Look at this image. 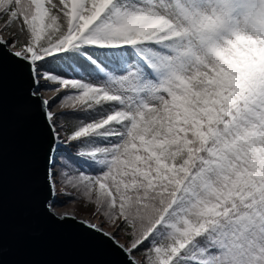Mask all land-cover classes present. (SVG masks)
Here are the masks:
<instances>
[{"label": "snow or ice", "instance_id": "obj_1", "mask_svg": "<svg viewBox=\"0 0 264 264\" xmlns=\"http://www.w3.org/2000/svg\"><path fill=\"white\" fill-rule=\"evenodd\" d=\"M0 18V100L11 64L49 193L102 221L50 216L119 264H264V0H0Z\"/></svg>", "mask_w": 264, "mask_h": 264}, {"label": "water", "instance_id": "obj_2", "mask_svg": "<svg viewBox=\"0 0 264 264\" xmlns=\"http://www.w3.org/2000/svg\"><path fill=\"white\" fill-rule=\"evenodd\" d=\"M22 112L18 74L7 64L0 100V264H119L110 246L45 210L56 195L44 179L43 117L36 105L24 119Z\"/></svg>", "mask_w": 264, "mask_h": 264}, {"label": "rangeland", "instance_id": "obj_3", "mask_svg": "<svg viewBox=\"0 0 264 264\" xmlns=\"http://www.w3.org/2000/svg\"><path fill=\"white\" fill-rule=\"evenodd\" d=\"M4 23V18H0V26H2ZM4 35H7L6 33H4ZM52 95V93L45 91L44 92V96L45 97H50ZM63 190H67V191H72V189L68 188V189H63V186H58L57 189V193L56 194V198H55V203L54 205H56V207L60 210H69L71 212H77L76 215H80L82 214V216L87 217L86 215H89V219L95 221L96 223L100 224L102 221V218L99 215H94L93 214V210L92 209H86L85 206L83 205V203L75 198L76 197V193H73L72 197H68V196H64L62 194H59L61 191ZM84 213V214H83ZM106 231H111L112 229L110 228H106ZM122 243H124V240H121ZM138 258H140L138 256Z\"/></svg>", "mask_w": 264, "mask_h": 264}, {"label": "bare ground", "instance_id": "obj_4", "mask_svg": "<svg viewBox=\"0 0 264 264\" xmlns=\"http://www.w3.org/2000/svg\"><path fill=\"white\" fill-rule=\"evenodd\" d=\"M0 34H4V33H0ZM45 98H47V97H45ZM55 211L58 213V214H62L63 212H66V213H68V214H71V215H75V216H77L78 218H81V219H84V220H91V219H89V215H86L87 217H85V216H82V214H80V215H76L77 214V212H71V211H69V210H60V209H58L57 207L55 208ZM84 214V213H83ZM93 223H96L95 221H93V220H91ZM96 224H98V223H96Z\"/></svg>", "mask_w": 264, "mask_h": 264}]
</instances>
